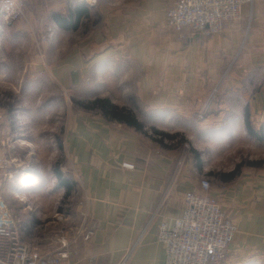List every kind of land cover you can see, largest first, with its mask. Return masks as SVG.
Here are the masks:
<instances>
[{"label":"crops","instance_id":"obj_1","mask_svg":"<svg viewBox=\"0 0 264 264\" xmlns=\"http://www.w3.org/2000/svg\"><path fill=\"white\" fill-rule=\"evenodd\" d=\"M78 2L27 0L22 5L25 19L12 29L35 48L22 75H42L65 95L78 92L79 101L108 98L119 107L170 111L193 120L221 84L200 124L225 125V137L234 140L253 139L246 130L247 111L257 129L264 124V0L244 3L240 17L213 36L168 28L175 0H97L77 30L59 28L52 16H67ZM49 29L54 40L42 44ZM65 100L66 141L59 151L87 199L85 207L75 201L79 228L86 225L85 210L97 230L88 242L75 233L73 255L62 264H121L128 254L126 264H165L159 228L183 216L184 195L199 192L200 180L212 171L204 150L195 166L183 151L167 149L96 111L75 113L73 101ZM16 128L15 121L0 117V157L22 147L9 144ZM241 163V175L221 180L225 184L211 193L238 225L224 264H238L239 258L264 263V178L243 176L262 167ZM27 224L38 230L40 221Z\"/></svg>","mask_w":264,"mask_h":264},{"label":"rangeland","instance_id":"obj_2","mask_svg":"<svg viewBox=\"0 0 264 264\" xmlns=\"http://www.w3.org/2000/svg\"><path fill=\"white\" fill-rule=\"evenodd\" d=\"M19 1L23 5L27 0ZM41 1L39 0V4ZM14 27L15 24L0 33V117H7L10 122L15 121L17 133L11 135L9 144L12 146L16 142L22 147H15L10 153L0 157V201L5 203L19 224L24 243L54 253L58 247L59 236L68 232V239L71 241V235L77 233L80 227L76 219L75 201L84 197L83 189L81 190L80 180H76L74 173L70 172L71 168H65L59 151V145L66 141V111L69 104L66 105L65 99L77 100L80 95L78 92H68V95L61 93L56 84L42 75L32 72L31 76L21 74L22 69L31 63L32 57L28 56L30 51L35 53V48L33 45L32 50L31 43L22 35H17L15 29H12ZM210 96L196 115V120L186 119L170 111L159 114L157 111H147L139 107L130 110L144 125V132L149 137L152 136L154 141H163L167 149L183 151L188 156L187 159L193 160L195 166L198 163L196 154L202 157L200 151L204 150L203 158L207 160L212 171L206 173L202 179L210 181L212 193V190L225 184L220 176L233 172L238 163L263 161L264 142L247 137L234 140L225 137V125L200 124L206 119ZM202 142H205L206 148ZM12 151L20 153L19 157L14 156ZM55 168L72 180V190L69 193L59 184ZM240 175L241 173L237 176ZM243 176L260 181L264 178V166L259 170L247 171ZM61 213H66L64 218H60ZM38 219V230L27 228V223ZM238 260V264H264L258 259Z\"/></svg>","mask_w":264,"mask_h":264},{"label":"built area","instance_id":"obj_3","mask_svg":"<svg viewBox=\"0 0 264 264\" xmlns=\"http://www.w3.org/2000/svg\"><path fill=\"white\" fill-rule=\"evenodd\" d=\"M90 8L97 6V0H79ZM254 0H176L169 10L168 28L181 32L188 28L195 34L213 36L224 31L225 24L241 15L244 3ZM19 0H0V33L24 19ZM49 29L41 38L42 44L54 40ZM218 84L210 96L207 109L220 91ZM2 101V98L0 97ZM0 101V102H1ZM201 118H203L201 116ZM2 168V166H0ZM82 190V187H81ZM87 199L79 198V206L85 207ZM183 216L173 224L162 223L159 228V242L165 249V264H224L238 233V225L224 212L221 204L211 195V184L207 179L200 181V191L184 195ZM66 213H61L64 218ZM85 226L76 234L90 241L96 234L97 226L88 222L89 215L81 212ZM62 236V237H61ZM57 239L54 253L45 252L22 240L19 224L14 220L3 201H0V264H62L70 259L71 245L68 232ZM129 254L121 264H126Z\"/></svg>","mask_w":264,"mask_h":264},{"label":"trees","instance_id":"obj_4","mask_svg":"<svg viewBox=\"0 0 264 264\" xmlns=\"http://www.w3.org/2000/svg\"><path fill=\"white\" fill-rule=\"evenodd\" d=\"M91 13L90 7L87 5L78 2L75 5H72L68 15L62 16L60 14H54L52 16L53 21L59 26V28H62L64 30H72L75 31L79 27V24L82 20V18H89V15ZM74 104V112H77V109L86 111V112H98L102 116H104L108 121H117L123 124H126L129 127L135 128L137 131H141L145 133L144 125L138 120L134 112L128 108L125 107H119L117 105H114L110 99L108 98H97L89 102L85 101H79L76 99H73ZM76 108V109H75ZM246 130L250 137L257 140L258 142H264V124L261 125L259 129H257L251 122L250 114L247 111L246 112ZM158 133V132H156ZM147 136L148 134L145 133ZM159 134V133H158ZM161 134V133H160ZM164 137L168 139H173V137H170L169 135L162 134ZM163 144V141H159ZM62 149V144L59 145ZM166 146V144H164ZM196 158L198 160V163H200V155L196 154ZM248 166L260 168L264 166V160L263 161H257V162H251L248 163ZM243 167V164L237 165L236 169L227 174V175H221L220 178L224 182L233 180L236 178L237 175L241 173V168ZM55 176L59 181V184L68 190V193L72 190V180L67 177L61 170L58 168L54 169ZM213 175V174H212Z\"/></svg>","mask_w":264,"mask_h":264},{"label":"bare ground","instance_id":"obj_5","mask_svg":"<svg viewBox=\"0 0 264 264\" xmlns=\"http://www.w3.org/2000/svg\"><path fill=\"white\" fill-rule=\"evenodd\" d=\"M80 2V1H79ZM82 3V2H81Z\"/></svg>","mask_w":264,"mask_h":264}]
</instances>
